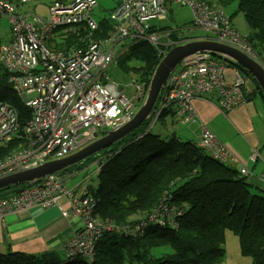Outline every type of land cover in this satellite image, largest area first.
Returning <instances> with one entry per match:
<instances>
[{
	"label": "built area",
	"instance_id": "2783aa9c",
	"mask_svg": "<svg viewBox=\"0 0 264 264\" xmlns=\"http://www.w3.org/2000/svg\"><path fill=\"white\" fill-rule=\"evenodd\" d=\"M154 1L144 11H125L119 4L110 15L111 31L100 40H89L85 48L63 55L50 52L44 45L45 40L57 26L83 27L95 31L97 23L90 16L95 6L94 0H73L64 5L53 2L47 6L48 14L44 17L31 12L18 14L14 4L0 0V16L7 17L11 25V36L0 48V66L10 73L8 83L12 91L31 110V117L20 127L16 109L9 103L0 102V151L3 153L0 177L68 157L78 151L81 138L116 129L133 118L139 106L142 87L139 86L138 91L129 96L126 89L118 85L116 98L110 99L113 79L106 69L115 63L127 40L132 44L144 41L157 45L159 34L149 31L147 25L149 19L160 17V0ZM27 2L20 0L21 4ZM197 7L198 11L192 17L194 28L210 32L214 41L245 45L250 50L246 41L230 28L227 18L220 11L210 9L203 3L192 4V8ZM171 44L166 40L164 46ZM198 54L201 58L187 71L172 75L162 100L164 106L177 103L174 109L178 124L182 126L188 123L192 127V135L202 141L214 134L197 120V116L192 118L195 111L191 100L196 93L206 97L214 94L219 106L227 104L225 114L220 113L231 114L239 108L236 99L241 95L239 87L242 81L237 75L226 74L222 65L209 60L205 53ZM201 79L206 82L203 92L192 86ZM12 141L14 144L8 145ZM216 144L212 140L206 150L212 152ZM224 156L227 159L230 157L229 154ZM64 180L62 175L47 176L31 186L22 187L18 192L1 196L0 220L9 214L29 210L30 201L47 206L52 193L64 187ZM160 202L163 204H156L143 220L134 225L135 235L141 234L150 222L158 223L160 227H172L175 219L182 214L173 208V216L170 217L169 208L173 203L167 194ZM69 207L70 213L83 223V231L76 233L65 245L66 260L72 262L80 257L91 263L95 243L107 231L106 224L90 218V211L95 207V202L90 199L77 197L76 203H70ZM59 211L63 217L68 215L67 209L60 207ZM151 227L156 226L151 224ZM118 230L116 228V232Z\"/></svg>",
	"mask_w": 264,
	"mask_h": 264
},
{
	"label": "trees",
	"instance_id": "16d2710c",
	"mask_svg": "<svg viewBox=\"0 0 264 264\" xmlns=\"http://www.w3.org/2000/svg\"><path fill=\"white\" fill-rule=\"evenodd\" d=\"M6 1L15 5L18 14L33 11L31 13L44 17L34 12L38 6L47 8L53 2L64 5L73 0H50L47 5L39 2L41 0H28L25 4L20 0ZM199 2L213 6L214 10L231 9L241 13L249 29L251 47L255 52L261 50L264 45V0H160V17L147 21L148 30L159 34L160 43L167 39L175 41V31L179 29L160 26L159 23L166 21L173 11H180L173 8L177 7L189 11L188 26H193V13L198 11V7L194 9L192 4ZM115 7L116 1L109 12ZM106 30H110L107 19L100 20L95 31L57 26L44 45L50 52L70 55L76 49L85 48L89 40L102 39ZM166 34L171 35L166 38ZM192 39L184 34L179 38L182 43ZM159 51L160 48L154 49L147 42L140 41L125 50L117 65L123 68L122 73H132L137 83L148 85V92L150 79L163 58L158 55ZM139 58L143 61L141 67H129L131 60ZM9 74L0 66V102L9 103L16 109L22 127L31 117V110L12 91L8 83ZM255 84V95L262 96ZM147 125L145 121L139 132L118 150L111 151L98 173L97 185L90 187L89 192L95 199L96 213L117 224L146 216L156 204L162 203L160 201L165 194H169L171 201L184 212L178 228H148L141 238L112 234V237L96 244L91 263L79 261L75 264H220L225 255L227 234L236 237L241 257L249 259L251 264H264V183L249 178L251 172L245 166L239 172L220 166L195 145L178 142L173 137L163 139L148 130ZM13 144L14 141L8 143ZM2 156L1 150L0 158ZM256 156L254 152L252 157ZM61 204H64L63 199ZM167 247L172 249V253L164 252ZM155 248H160V256L151 254ZM60 262L61 258L54 251L35 256L0 249V264Z\"/></svg>",
	"mask_w": 264,
	"mask_h": 264
},
{
	"label": "rangeland",
	"instance_id": "374dc122",
	"mask_svg": "<svg viewBox=\"0 0 264 264\" xmlns=\"http://www.w3.org/2000/svg\"><path fill=\"white\" fill-rule=\"evenodd\" d=\"M115 1L116 0H96L97 5L95 6L94 10L90 11V12H93L92 13L93 18L95 19L96 22H99L100 20L107 18L109 9H111V7L114 5ZM39 2L43 3L44 5H47L50 2V0H41ZM173 8H175L176 10H180V11H173L171 16H169L166 21H162L159 23L160 26H170L172 28H177L180 31H182V33L184 35H186L189 38H193V39L194 38H203L207 35V34H204L203 32H200V31H190V32L187 31L186 28L189 25V21H190L189 11L186 8L185 9H179L177 7H173ZM30 11H31V9H30ZM31 12H33V11H31ZM34 12L37 14H40V15H47L48 14V11L44 6H38V8ZM223 12L230 18L231 23L234 25V27H236L238 32H241V33L249 32V29L247 28L241 13L235 12L234 10H231V9L223 10ZM10 36H11V25L9 23V20L5 16H0V48L3 44H5L8 41ZM130 43L131 42L127 40L125 42V46H128ZM186 44H188V43H182L181 42L178 45L173 46L174 48L172 47V49L169 50V52L172 50H175V49L183 48L186 46ZM249 47H250L251 53L258 55V57H264V45L262 46L261 50H259L257 52H255L253 50V48L251 47V44ZM179 51H182L183 54L185 53V51H183V50H179ZM236 51L241 53L242 55H244L240 50H236ZM198 53H200V52H198ZM161 60L159 61V63L161 62ZM250 60H252V59H250ZM252 61L255 62L254 60H252ZM142 62H143L142 59L139 58L136 61L131 60V62L128 65H129V67L137 69V68L142 66ZM195 63L196 62L194 61V62L185 64L184 60L182 62H178V65L175 66L176 68L171 70V72L169 73V76L167 77L166 82H167L168 78L173 73H179V68L181 66L185 65V69L183 71V72H185ZM258 66L261 68L260 65H258ZM132 68H126V70H131ZM119 69L123 70V68L119 64L117 65V62H115V63L111 64L106 69V73L118 85L123 86L126 89V91L129 93V96L132 95L133 93L137 92L138 87H139V83H137L135 81L136 77L132 73H129V74L122 73ZM244 78H245V74L240 73V79H241L242 83L245 82V84L251 89V91L255 90L256 84H255L253 78H251L249 76L248 81H244ZM198 95H200V94L196 93L195 96L193 97V99H196ZM200 96L203 99L206 98V96L204 94H201ZM263 98H264V96L263 95L260 96L259 94L254 95V96L250 95L248 100H247V97L245 94L239 95V97H238V99L243 102L242 106H238L239 108L243 107L245 103H248L250 106H254V108L256 110L257 114H256V117L252 120V127L254 128V130H256V132L259 135L262 136L261 140L263 141V142H261L257 152H259L261 150L264 152V99ZM216 102L218 105L217 100H216ZM195 117H196V114L194 112L192 118H195ZM152 120H153V116H151L150 118H147L145 120L148 123L147 128L149 127V130L152 133L160 136L163 139H169V138L173 137L178 142H185L188 140L189 134L186 130L188 128V123H185L182 126H180L178 124L175 127V125L173 124V120L170 117H168L166 119V121L163 120V118H161L153 125H152ZM141 127H142V125L139 126L138 128H136L133 132H131V133L127 134L126 136H124L123 138H121L119 141H117L113 144H110L108 148H106V147L101 148L100 150L96 151L95 153L89 155L87 157V159H85V161L82 162V164H81L82 168L87 167L85 173H86V176L88 177V179H87L86 183H92L95 186L97 185V183L99 181V177H98V172L95 170V165H93V164H96L100 159H104V156L107 155L106 153L109 150L110 151L118 150L129 139L132 138V135L134 133L139 132ZM169 131H171L172 134H169ZM164 136H166V137H164ZM95 139L96 138L94 135H88L87 138H85L83 145H88L90 142H93ZM195 140L197 141V139H195ZM219 141L222 143H225L222 140H219ZM224 149H226V148H224ZM222 153L223 154H229V153H226L225 150H222ZM229 155H230V157L228 159H231V154H229ZM249 157H251V156H249ZM234 160H235L234 162L237 161L236 159H234ZM250 161H251V158H250ZM251 162H255V161H251ZM229 167L235 171H238V172L241 171V169H242L240 161H238L237 164L230 163ZM66 169L72 170V169H75V166L72 165ZM66 169H64L63 172ZM19 173H21V172H18L15 174H19ZM15 174H12V175H15ZM51 175H54V174H51ZM51 175H49V176H51ZM9 176H11V175H9ZM4 177H7V176H4ZM4 177H0V179H2ZM77 197L87 198V199H90V200L95 202V199L90 192L87 191L83 195H76V193L71 189V195L67 196L66 198H63L64 204H62L61 206L53 205L52 207H47L44 204H42V205H40V207H42V209H54V210H56V212L60 216H61V213H60L59 209L61 207L63 209H67V212H68V215L65 217L61 216L62 218H78V217H76L70 213L71 209L69 207L70 203H72V204L76 203ZM178 207L179 206L176 205V203H173L172 206L169 208L168 214L170 215V217L173 216L171 214V209H173V208L180 210L182 212V214L175 219L174 223L172 224V227L168 226L167 228H163V229L176 230L178 228V221L180 220V218L184 214L183 210L178 208ZM89 216H90V218L95 219V221L97 223L106 224L107 231H105L102 234L101 238L95 243V246L97 243H99V242L102 243L107 238L112 237V234L123 236L125 238H141L145 235L146 230L149 228V226L147 225L141 234L135 235L136 227L134 225L138 224L141 220L144 219L145 216H143V215L136 217L131 222H126L124 224H117L110 218H102L98 213H96V208L94 207L90 211ZM116 228L119 229L117 232H116ZM82 231H83V223L81 222V227L78 228L74 232V235L76 233L82 232ZM74 235H73V237H74ZM71 239H69L67 242H69ZM67 242L65 243V245L67 244ZM65 245H64V249H63V256H61L60 264H75V262H79V261L86 262L85 260L81 259L80 257H78L75 261H72V262L67 261L66 256H65ZM224 248H225V255H224L223 262L220 264H251L249 259L243 258L239 254V249H238L239 246H238V242H237V239L235 236L227 234L226 243H225ZM159 251H160V248L152 249L151 254H155L157 256H160ZM164 252L165 253H172V249L167 247L164 250ZM94 257H95V254H94ZM94 257H93V260H94Z\"/></svg>",
	"mask_w": 264,
	"mask_h": 264
},
{
	"label": "crops",
	"instance_id": "0c3cea01",
	"mask_svg": "<svg viewBox=\"0 0 264 264\" xmlns=\"http://www.w3.org/2000/svg\"><path fill=\"white\" fill-rule=\"evenodd\" d=\"M241 34L248 35L249 32ZM246 97L248 100L249 97L247 95ZM216 104V99L213 96L206 98L205 101H194V107L200 119L237 156V161L233 163L237 164L240 161L241 166H245L251 172L252 177L257 178L259 175L264 174V152L262 150L257 152L261 142H263L261 140L262 136L252 127V120L257 114L254 106L245 103L235 113L228 114L227 118H224L219 114ZM169 134H172V132L169 131ZM188 139H191V137L189 136ZM84 141L85 138L80 139V149L74 154L86 146L83 145ZM254 152L257 154L256 161L251 162L249 156H252ZM106 154L104 159H100L96 164H93L98 173L112 152L109 150ZM53 161L57 160H50L49 162ZM82 162L75 169H66L64 172L62 170L54 173V175L65 177L64 187L52 193V199L46 202L47 207L61 206V200L69 196L71 189L76 195H83L87 191L89 192L90 187H95L92 183H86L88 179L85 173L87 167L82 168ZM43 164L45 162L41 165ZM58 179L60 180V178ZM34 183H24L23 186L21 184L5 188L0 191V196L14 193L21 186H31ZM29 203L31 204L29 210L19 214H9L3 220H0V249L35 256L54 251L61 258L65 243L81 227V220L79 218H62L54 209H42L38 203L31 201Z\"/></svg>",
	"mask_w": 264,
	"mask_h": 264
},
{
	"label": "water",
	"instance_id": "95a60500",
	"mask_svg": "<svg viewBox=\"0 0 264 264\" xmlns=\"http://www.w3.org/2000/svg\"><path fill=\"white\" fill-rule=\"evenodd\" d=\"M179 50H183L185 51V53L183 54V52ZM195 52H208L210 54H218L220 56L231 59L244 71L252 76V78L258 84L259 89H261L262 95L264 96V73L255 62L237 52L236 50H232L226 46L206 41L190 42L183 48L170 51L158 64L150 81L147 99L141 106L139 111L131 119V121H129L119 130L107 133L105 137L85 146L78 153L72 156H68L61 160L48 162L41 166L23 171L19 174L7 176L0 179V191L5 188L21 185L24 183L30 184L36 182L44 176L57 173L72 165L76 167L89 155L95 153L101 148H108L110 144L119 141L127 134L133 132L136 128L141 126L149 116L155 104V101L157 100L158 94L163 89L166 79L169 76L171 70L174 69V67L183 59V57Z\"/></svg>",
	"mask_w": 264,
	"mask_h": 264
},
{
	"label": "clouds",
	"instance_id": "9594fccd",
	"mask_svg": "<svg viewBox=\"0 0 264 264\" xmlns=\"http://www.w3.org/2000/svg\"><path fill=\"white\" fill-rule=\"evenodd\" d=\"M95 2V1H94ZM199 3H203V2H199ZM203 4H205V3H203ZM97 4H96V2H95V6H96ZM118 5H119V3H118V1L116 0V7L113 9V11L118 7ZM95 6L93 7V9L92 10H94V8H95ZM206 6H208L210 9H213V6H209V5H207L206 4ZM216 10H218V11H220L226 18H227V21H228V23H229V26H230V28L236 33V34H238L241 38H243L245 41H246V43L250 46V42H249V39H248V35H243V34H241L240 32H238L237 31V29L234 27V25L231 23V21H230V19H229V17L223 12V10H221V9H216ZM113 11H111V12H109L108 13V16H107V18H105V19H107L108 21H109V23H110V31H111V29H112V22H111V20H110V15H111V13L113 12ZM93 12H90V16H91V18L93 19V20H95L94 18H93V14H92ZM96 23H98V22H96ZM159 27V26H158ZM190 29H194V27L193 26H187V28H186V30L187 31H189ZM198 31H200V32H203L204 34H207L205 37H203V38H194V39H192V40H190L188 43H190V42H203V41H206V42H213L214 41V39H213V36H212V34L210 33V32H207V31H203V30H200V29H197ZM108 31L106 30L105 31V33H107ZM175 33H176V40L175 41H172V40H170V39H167V40H169L172 44L170 45V46H168V47H165L164 45L166 44V41H164L163 43H160V41H159V38H158V41H157V45L156 46H154V45H152V44H150L154 49H157V47L158 48H160V51H159V53H158V55L160 56V57H165V55H166V53H167V50H171L172 49V47L173 46H175V45H178L181 41L179 40V38L181 37V35L183 36V33H182V31H180V30H176L175 31ZM171 34H166V38L167 37H169ZM132 43H130L128 46H125V43H123V46L121 47V49H120V51H119V56H118V58L116 59V61L115 62H117L118 61V59H119V57L125 52V50H127V48L131 45ZM134 44V43H133ZM219 45H222V44H219ZM222 46H225V45H222ZM227 47V46H226ZM200 53H205L206 54V56L209 58V60H211V61H214V62H216V63H219V64H221L222 65V68H223V71L226 73V74H228V75H237V76H239L240 77V73H244V72H242V68L239 66V65H237L234 61H232L231 59H229V58H226V57H223V56H220V55H218V54H210V53H208V52H200ZM163 58H161V59H163ZM216 58H218V59H220L221 61H223L224 62V64H222V63H220V62H217L216 61ZM256 60V59H255ZM178 65V64H177ZM240 68V69H238V68ZM174 68H176V67H174ZM120 70V69H119ZM228 70V71H227ZM121 71V70H120ZM174 74V73H173ZM172 74V75H173ZM245 74V73H244ZM172 75L168 78V80H167V82L165 83V85H164V87H163V89L160 91V93L158 94V97H157V100L155 101V104H154V106H153V108H152V110H151V112H150V114H149V116L147 117V118H150L151 116H153V120H152V125L153 124H155L159 119H161V118H163V120H165L166 121V119L168 118V117H170V118H172V120H173V124L175 125V127H176V125H178V119H177V115H176V112H175V109L174 108H176L177 107V103H171V104H169L168 106H164V103H163V100H162V95H163V93H164V91H165V89H166V87H167V83H168V81H169V79L172 77ZM245 76H246V74H245ZM151 79H152V77H151ZM151 79H150V81H151ZM139 86H141L142 87V91H141V98H140V101H139V106H138V108H137V110H136V112H135V114L139 111V109L141 108V106L145 103V101H146V99H147V96H148V92H147V87H148V85L146 86V85H144V84H139ZM149 91V90H148ZM127 92V91H126ZM127 94L129 95V93L127 92ZM135 93H133L132 95H130V96H133ZM210 96H213V97H215V99L217 100V97L214 95V94H211ZM210 96H208V97H206V98H209ZM206 98H204V99H206ZM196 99H192L191 100V105H192V107H193V109H194V111H195V113H196V116H197V120L200 122V123H202L207 129H209L208 128V126L200 119V117H199V115H198V113H197V110H196V108L194 107V101H195ZM218 101V100H217ZM218 110V109H217ZM219 112V111H218ZM236 111H234V112H232V113H235ZM135 114H134V116H135ZM158 115L157 116V119L155 120V115ZM219 114H221L220 112H219ZM133 116V117H134ZM221 116L222 117H224V118H227V115H222L221 114ZM146 118V119H147ZM143 125V124H142ZM148 130H149V127H148ZM187 130V132H188V134H189V136L191 137V139H196L193 135H192V127H189L188 126V128L186 129ZM210 130V129H209ZM211 131V130H210ZM212 132V131H211ZM213 133V132H212ZM216 137V136H215ZM217 138V137H216ZM218 139V138H217ZM251 159H254V160H256V157H252L251 156ZM252 176L250 175L249 176V178H251ZM252 178H255V177H252ZM255 179H257L258 180V182L260 183V182H263L264 183V174H261V175H259L257 178H255ZM15 193V192H14ZM12 194V193H11ZM9 195V194H8ZM168 196H170L169 194H167ZM1 197V196H0ZM170 200H171V196H170ZM172 202V201H171ZM172 203H174V202H172ZM159 229H162V228H159ZM88 263V262H87Z\"/></svg>",
	"mask_w": 264,
	"mask_h": 264
},
{
	"label": "bare ground",
	"instance_id": "6f19581e",
	"mask_svg": "<svg viewBox=\"0 0 264 264\" xmlns=\"http://www.w3.org/2000/svg\"><path fill=\"white\" fill-rule=\"evenodd\" d=\"M117 1L121 5V9L122 10L124 9L125 11H128V10H131V11L143 10L144 11V10H146V8L147 9L150 8V6H148L150 3L151 4L153 2L155 3L154 0H149V1H146V0H117ZM145 5H147V6L145 7ZM212 43L225 45V46L229 47L232 50H240L246 57L254 60L258 65H260L261 68H262V71L264 73V57H258V55L251 53V51L249 50L248 46L236 45V44H231L230 42L225 43V42H220V41H213ZM200 58H201V55L198 54V52H195V53H191V54H188L187 56L183 57V60H184L185 64H187V63H191V62L197 61ZM182 61H180V62H182ZM216 61L224 64V62L221 61L218 58H216ZM184 69H185V65L181 66L179 68V73H183ZM242 72H244L246 74V76L244 78V81H248V77L249 76L252 78V76L249 73H247L246 71H244L243 69H242ZM117 86H118V84L116 82H114L113 80H111V90H110V94H109L110 99H113V98L115 99L116 98L115 97V90H116ZM192 86L197 87L198 90L203 92L205 90L206 82L203 79H201L199 81V83H193ZM259 90L261 92V89H259ZM239 91H240L241 95L245 94L248 97H250V95L254 96L255 93H256V89L251 91V89L245 84V82L240 85ZM196 100L197 101H205L206 99H203L201 96H197ZM236 101L238 103V106H242L243 105V102L240 101L238 98L236 99ZM229 102H232V101H229ZM225 108H227V104L226 105L225 104L224 105H220V106L217 105L218 111L223 113V114H225L224 113V109ZM123 126L124 125H120L118 128H116V129L114 128L112 130L108 129V130H106V132H108V133L115 132V131L119 130L120 128H122ZM212 140H215L217 142L216 147H215V149L212 152L211 151H207L206 147L211 144ZM185 142H189V143L195 145L208 158H210L211 160H213L214 162H216L220 166H225V167L230 168L229 164L233 163L234 159H238L237 156L230 150L229 146L227 144H225V143L220 142L214 135L211 136V138H209L207 136L202 141L200 140V138H198L197 141L194 140V139H188ZM224 148H227V150L225 151L226 153L231 154V159H227L224 156V154L222 153V150H224ZM48 162L49 161H46L45 164L48 163ZM151 224H154L156 226V227H153V228H157V229L165 228V225L163 227H160L158 225V223H155V222H150L149 223V228H152ZM50 252H52V251H50Z\"/></svg>",
	"mask_w": 264,
	"mask_h": 264
},
{
	"label": "flooded vegetation",
	"instance_id": "af4514ba",
	"mask_svg": "<svg viewBox=\"0 0 264 264\" xmlns=\"http://www.w3.org/2000/svg\"><path fill=\"white\" fill-rule=\"evenodd\" d=\"M108 132H100V133H98V134H93L94 136H95V140L93 141V142H90L89 144H91V143H94L95 141H97V140H99V139H101V138H103V137H105V135L107 134ZM87 138V137H86ZM88 144V145H89ZM87 146V145H86ZM79 149H80V142H79ZM73 155V154H72ZM71 156V155H70ZM66 158V157H65Z\"/></svg>",
	"mask_w": 264,
	"mask_h": 264
}]
</instances>
